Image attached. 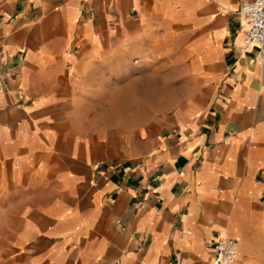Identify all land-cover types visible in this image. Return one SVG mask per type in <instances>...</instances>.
Segmentation results:
<instances>
[{"label":"crops","instance_id":"0c3cea01","mask_svg":"<svg viewBox=\"0 0 264 264\" xmlns=\"http://www.w3.org/2000/svg\"><path fill=\"white\" fill-rule=\"evenodd\" d=\"M255 0H0V264H264Z\"/></svg>","mask_w":264,"mask_h":264},{"label":"built area","instance_id":"2783aa9c","mask_svg":"<svg viewBox=\"0 0 264 264\" xmlns=\"http://www.w3.org/2000/svg\"><path fill=\"white\" fill-rule=\"evenodd\" d=\"M239 14L248 20L247 29L242 40L245 52L257 48L256 64L264 70V0H255L252 4L244 5ZM242 242L222 236L213 245V264H235L240 256Z\"/></svg>","mask_w":264,"mask_h":264}]
</instances>
